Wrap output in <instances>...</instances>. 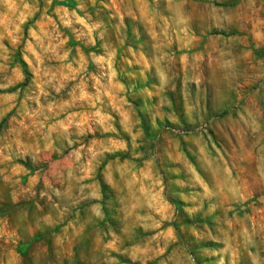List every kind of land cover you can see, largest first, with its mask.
Wrapping results in <instances>:
<instances>
[{"label": "rangeland", "instance_id": "rangeland-1", "mask_svg": "<svg viewBox=\"0 0 264 264\" xmlns=\"http://www.w3.org/2000/svg\"><path fill=\"white\" fill-rule=\"evenodd\" d=\"M0 264H264V0H0Z\"/></svg>", "mask_w": 264, "mask_h": 264}]
</instances>
